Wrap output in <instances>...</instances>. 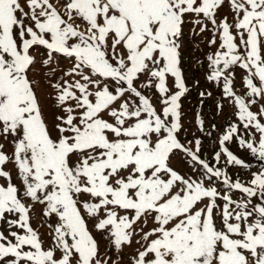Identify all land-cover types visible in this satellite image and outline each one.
Instances as JSON below:
<instances>
[{"label":"snow or ice","instance_id":"snow-or-ice-1","mask_svg":"<svg viewBox=\"0 0 264 264\" xmlns=\"http://www.w3.org/2000/svg\"><path fill=\"white\" fill-rule=\"evenodd\" d=\"M0 264H264V0H0Z\"/></svg>","mask_w":264,"mask_h":264},{"label":"rangeland","instance_id":"rangeland-1","mask_svg":"<svg viewBox=\"0 0 264 264\" xmlns=\"http://www.w3.org/2000/svg\"><path fill=\"white\" fill-rule=\"evenodd\" d=\"M252 163L254 166H256L258 164V162L255 159L252 160Z\"/></svg>","mask_w":264,"mask_h":264}]
</instances>
